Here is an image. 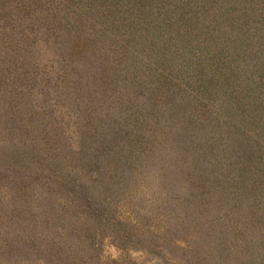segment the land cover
Masks as SVG:
<instances>
[{
    "label": "rangeland",
    "instance_id": "rangeland-1",
    "mask_svg": "<svg viewBox=\"0 0 264 264\" xmlns=\"http://www.w3.org/2000/svg\"><path fill=\"white\" fill-rule=\"evenodd\" d=\"M248 1L142 0L135 14L132 0L102 12L89 0H0V89L15 81L30 106L18 129L0 130V146L10 140L23 160L0 166V264H264V196L250 200L254 189L241 191L226 164L189 153L231 131L253 146L261 127L244 128L233 105L251 97L223 101L218 121L201 106L191 114L176 77L154 75L161 47L133 44L139 34L151 43L148 5L202 16L212 7L250 31L264 19Z\"/></svg>",
    "mask_w": 264,
    "mask_h": 264
},
{
    "label": "trees",
    "instance_id": "trees-1",
    "mask_svg": "<svg viewBox=\"0 0 264 264\" xmlns=\"http://www.w3.org/2000/svg\"><path fill=\"white\" fill-rule=\"evenodd\" d=\"M105 1H109L113 6L121 0H89V5L99 3L102 7L99 12H102L110 8L103 5ZM139 1L142 0H132L131 2L135 14L139 9ZM145 2L149 3L148 1ZM248 4L250 7L255 5L262 7L260 16L264 19V0L263 4L253 0H249ZM33 6L35 5L33 4ZM148 7L149 5L145 9L146 21L150 22V25L146 21H142L147 28L153 30L151 43H149L150 37L146 34H139L134 40H131H133L134 45L142 42L140 45L143 46L152 44L153 47H161L158 53L160 57L153 59L151 67L156 78L158 77L157 80L161 78L166 80L170 76L171 78L176 77L177 82L182 85L180 89L187 92V94L184 93L186 100L183 99L186 103V109L192 114L201 106L203 114L208 112L210 115L211 122L212 119L218 121L220 115L224 113L223 106L221 107L223 101L232 103L236 94L241 95L240 92L246 91L244 94H248V98H251L245 103H232L236 108L235 114L237 118H244V128H247L246 125L250 127L259 125L261 127L257 131L256 136L259 135V137L253 141V146L248 144L246 139L240 140L235 137L231 131L227 135L225 143H221V135L216 137L214 141L203 137L200 148L198 149L194 145L193 150L189 153L191 156H197L202 161L201 163H206L204 159L208 160L212 155L219 163L224 166L226 164L224 168V171L228 173L226 176H236L234 183L241 187V191L244 192L243 187L246 183H249V186L254 189L250 200L259 198L260 195L264 196V99L259 98L257 93V91L264 92V20H261V24V21L256 22V26H253L249 31L250 26L242 25L243 21L237 20L238 16L230 14L224 19L220 16V12L217 14L212 10V7L209 8L212 11L209 13L210 17L207 14L202 16V14L197 13L186 15L179 11L174 4L171 7L154 6L153 12H148ZM145 10H140V12L143 13L144 11L145 13ZM113 11L114 14L117 13L115 9ZM224 13L228 12L224 10ZM83 19L85 18L81 17L79 21ZM81 22L62 20L61 24L76 28V23L80 26L85 25ZM6 26L10 30L20 33L21 29L18 24L9 19H7ZM26 36L22 34L18 42L29 46L30 44L25 41ZM113 42L116 43L117 49L118 40ZM36 48L34 44L30 45V49L36 50ZM116 49L113 60L120 58ZM34 55L35 53L32 52V59H34ZM215 61H221V63L215 64ZM20 65H24V63L20 62ZM166 67H170V69ZM139 70L133 68L131 73L134 78L141 73ZM5 81L4 78L0 79V83ZM10 85L9 90H5L4 86L3 91L0 89V130L3 128L9 130V127L18 129L21 121L24 120L22 118H25L30 112V106L24 108L20 104L21 98L18 97L17 93L20 91L15 87L16 82H11ZM190 118L196 120L191 115ZM195 122L191 123L190 120L188 130H199ZM158 123L161 124L160 121ZM243 143L245 145H242ZM8 145L15 146L10 140H8V144L3 141L0 146V166H12L13 161L19 163L22 160L20 155L15 156L16 152L11 154L15 149ZM30 153L33 154L32 151ZM81 155L82 153L79 154V158ZM156 160L153 157V161ZM36 163V160L33 159L26 165ZM6 204L9 209L7 202ZM5 228L3 235L6 236L7 230Z\"/></svg>",
    "mask_w": 264,
    "mask_h": 264
}]
</instances>
